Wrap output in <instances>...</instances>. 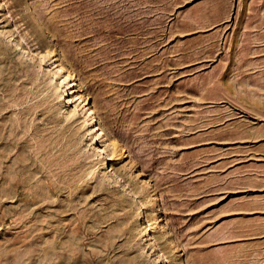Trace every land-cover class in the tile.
I'll return each instance as SVG.
<instances>
[{"label": "rangeland", "instance_id": "obj_1", "mask_svg": "<svg viewBox=\"0 0 264 264\" xmlns=\"http://www.w3.org/2000/svg\"><path fill=\"white\" fill-rule=\"evenodd\" d=\"M157 263L264 264V0H0V264Z\"/></svg>", "mask_w": 264, "mask_h": 264}, {"label": "bare ground", "instance_id": "obj_2", "mask_svg": "<svg viewBox=\"0 0 264 264\" xmlns=\"http://www.w3.org/2000/svg\"><path fill=\"white\" fill-rule=\"evenodd\" d=\"M53 55H54V54H53ZM55 56H56V55H55ZM41 58H42V57H41ZM41 58H40V59H41ZM43 60H44V59H43ZM40 63H41V62H40ZM43 64H44V63H43ZM45 64H46V63H45ZM47 64H48V63H47ZM48 66H49V65H48ZM60 71H62V75H63V78H62V77H61V78L64 79V80L61 79L63 82L61 81L60 86L57 87V90H61V91H62V90H64V88H63L64 86H63V85H65V84H68L69 86H70V84L72 85V81H73V78H74V77H73V75H72L73 72L71 73L69 70H65V69L62 68ZM53 79H55V76H54ZM55 80H56V79H55ZM58 83H59V82H58ZM74 83H75V81H74ZM66 88H67V87H66ZM74 90H75V89H74V87H73V91H74ZM61 91H60V92H61ZM56 92H57V91H56ZM63 92H64V91H63ZM64 94H65V93H64ZM62 95H63V94H62ZM73 95H74V94H73ZM62 97H63V96H62ZM74 97H75V96H74ZM79 97H80V95H79ZM76 98H77V97H76ZM78 100H79V99H78ZM71 102H72V101H71ZM81 103H82V102H81ZM67 104H68V103H67ZM78 104H79V103H78ZM76 106H77V105H76ZM79 106H80V105H79ZM66 108H67V107H66ZM62 109H63V108H62ZM89 115H90V114H89ZM86 128H87V127H86ZM89 129H90V128H89ZM94 129H95V128H94ZM94 129H93V130H94ZM98 129H99V128H98ZM96 130H97V129H96ZM93 132H94V131H93ZM93 132H92V133H93ZM99 136H100V135H99ZM99 136H98V137H99ZM98 137H97L96 139H98ZM93 141H94V140H93ZM115 141H116V140H115ZM111 142H112V141H111ZM103 144H104V143H103ZM110 145H111V144H110ZM112 145H113L114 148H116V147L118 146V143H117V145H116L115 143H112ZM104 146H105V144H104ZM109 147H110V146H109ZM105 149H107V147H106ZM101 152H103V150H102ZM103 153H104V152H103ZM101 155H102V154H101ZM106 157H107V156H106ZM101 159H102V158H101ZM99 162H100V161H99ZM103 162H104V161H103ZM103 166H105V165H103ZM137 209H138V208H137ZM139 228H140V227H139ZM139 230H140V229H139ZM143 231H144V230H143ZM144 233H145V232H144ZM157 264H158V263H157Z\"/></svg>", "mask_w": 264, "mask_h": 264}]
</instances>
